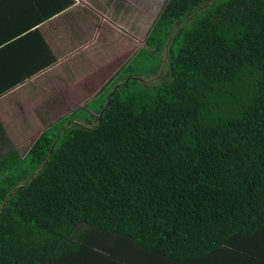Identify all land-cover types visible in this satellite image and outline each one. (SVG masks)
Listing matches in <instances>:
<instances>
[{
  "label": "trees",
  "instance_id": "trees-1",
  "mask_svg": "<svg viewBox=\"0 0 264 264\" xmlns=\"http://www.w3.org/2000/svg\"><path fill=\"white\" fill-rule=\"evenodd\" d=\"M115 67L2 159L0 264H264V0H166Z\"/></svg>",
  "mask_w": 264,
  "mask_h": 264
},
{
  "label": "crops",
  "instance_id": "crops-1",
  "mask_svg": "<svg viewBox=\"0 0 264 264\" xmlns=\"http://www.w3.org/2000/svg\"><path fill=\"white\" fill-rule=\"evenodd\" d=\"M165 1L0 0V169L146 47Z\"/></svg>",
  "mask_w": 264,
  "mask_h": 264
},
{
  "label": "rangeland",
  "instance_id": "rangeland-1",
  "mask_svg": "<svg viewBox=\"0 0 264 264\" xmlns=\"http://www.w3.org/2000/svg\"><path fill=\"white\" fill-rule=\"evenodd\" d=\"M168 74H169V73L167 72L166 76H164V77L167 78V77H168Z\"/></svg>",
  "mask_w": 264,
  "mask_h": 264
}]
</instances>
